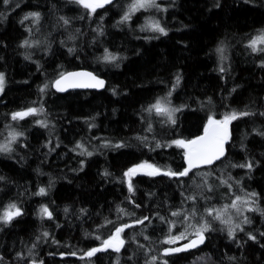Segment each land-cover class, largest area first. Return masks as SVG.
<instances>
[{"label":"trees","instance_id":"1","mask_svg":"<svg viewBox=\"0 0 264 264\" xmlns=\"http://www.w3.org/2000/svg\"><path fill=\"white\" fill-rule=\"evenodd\" d=\"M133 3L0 0V216L20 212L0 220V264H264V0ZM75 69L104 89L57 93ZM233 113L221 160L165 175L185 170L175 141ZM139 165L159 171L125 175ZM205 224L200 248L161 255ZM125 225L118 251L87 255Z\"/></svg>","mask_w":264,"mask_h":264},{"label":"snow or ice","instance_id":"2","mask_svg":"<svg viewBox=\"0 0 264 264\" xmlns=\"http://www.w3.org/2000/svg\"><path fill=\"white\" fill-rule=\"evenodd\" d=\"M8 2H9V0H4L5 4H7ZM77 2L83 4V6L85 8H91L93 11H95V9L97 7H101L103 5V3H107V2H109V0H92V2H90V0H77ZM150 6H155V0H134V3L130 7V10H136L138 8H145V7H150ZM32 15L38 16V14H36V13H34ZM124 19H128V16L126 15L124 17ZM65 23H67V21H65ZM154 30L159 31L161 33H164V29L160 28L158 24L155 26ZM164 34H166V33H164ZM258 42L264 44V34L256 37L255 39H253L251 41L249 46L252 47L253 51H257V48L255 47V45ZM27 43L28 42L25 41V44H27ZM260 50L264 51V49H260ZM218 51H222V49H218ZM114 59H115V57L111 56L110 54L105 56V60H114ZM69 76H87V77H90L92 80L96 81L95 85H85V84H80V83H72L70 86H73V87L96 86V85H102L103 84V81L96 80V78L94 76H92L91 73H70ZM66 79H67V77H62L60 80H57L55 82L56 87L59 91L64 90L62 83ZM177 83H179V80H177ZM2 87H3V75L0 74V89H2ZM152 109H155L157 114L167 115L169 120H172L173 123L175 122L172 119V114H173V112L178 111V109L169 110L167 107H165L162 104V102L160 100H158L154 105H152L151 108L148 109V111H152ZM36 111H37V109L30 108L27 110V112L15 113L13 115V119H17V118L23 119L26 115L33 114ZM40 111H42V109ZM244 115H246V113H244ZM235 118H236V115L234 113L231 115H226L222 120H219V121L214 120L212 117H209L208 124L210 126H212L211 143L210 144L202 143L203 141H205L207 139V137H200L197 140H192V141H188V142L175 141L174 143H176L178 146L188 149V151L185 153V156L188 160L189 168L185 169L183 172H180V173L167 172V173H165V175L184 176V175H187L189 169L194 167L196 164H198V163H210L213 159L219 158V156L223 154V142L226 139V126L230 120L235 119ZM205 132L208 133L209 129L206 128ZM13 139H15V135H13ZM78 147H79V145H78ZM7 150H9L7 148V146H0V151H7ZM87 154L91 155V153H87ZM137 167H139V168H143V167L152 168V165H139ZM158 171L159 170H154L153 172H151L149 174L154 175ZM135 172H136V168L129 169V171L127 173H125V175L128 176V175L135 173ZM129 191H132L131 183H129ZM40 193L43 194L44 189H41ZM232 207H236L235 203H233ZM9 209L10 210L16 209V206L15 205H9ZM42 212L48 214L49 216L51 215V213L48 212V209L46 207L42 208ZM19 214H20L19 209H16L14 212L13 211H5L3 216H0V220H4L5 222H8L12 219L13 216L19 215ZM173 215H178V213H173ZM209 215H211V210H209ZM215 218L221 219V213L218 212ZM145 219H147V217ZM138 222L143 223V221H138ZM221 222L222 223H230V219L229 220H222ZM124 227H127V225H125L123 227H117L115 235L110 237L108 240H105L103 242L104 245L108 246V247H112L113 241H118L119 244H123V241L119 239V234L124 230ZM237 227H238V225H237ZM207 228H208V225L205 224L202 226L201 229H198V232L206 231ZM229 235L230 236L232 235V229L231 228H229ZM167 242L171 243L172 241L169 240ZM192 243L195 244V241H193ZM99 250L100 249H92L89 253H87V255L91 256L94 252L99 251ZM117 250H119V248H117Z\"/></svg>","mask_w":264,"mask_h":264},{"label":"water","instance_id":"3","mask_svg":"<svg viewBox=\"0 0 264 264\" xmlns=\"http://www.w3.org/2000/svg\"><path fill=\"white\" fill-rule=\"evenodd\" d=\"M114 1L115 0H109V2L103 3L102 6H108L111 3H113ZM90 2H92V0H90ZM70 73H91L92 76H94L96 78V80L103 81V84L102 85H96V86H77V87H73V86H70L72 83H80V84H85V85H95L96 81L92 80L90 77H87V76H69ZM62 77H67V79L64 80L63 83H62V86L64 87V90L63 91H59L57 89V87H56L55 82L57 80H60ZM52 86H53V89L57 93H61V94L69 92V91H86V90L101 91L105 87V80L102 77L94 74L90 70H87V69H75V70L67 71L64 74L60 75L58 78L55 79V81L53 82ZM19 113H23V112H19ZM217 121H219V120H217ZM206 128L209 129L208 133L205 132ZM211 129H212V126H210L207 123L205 128H204V130H203V132L199 136H197V137H195V138H193V139H191L189 141L197 140L200 137H207V139L205 141H203L202 143L210 144L211 143ZM229 138H230V128H229V125L227 124V126H226V139L223 142V154L220 155L219 158L213 159L210 163H198L194 167L190 168L189 171L193 170V169H199V168H202V167L211 166L214 163H216L217 161L221 160L226 154V147H227V143L229 141ZM184 150H185V153L188 151L187 148H184ZM184 160H185V169H188L189 168V164H188V160H187L186 156H185ZM133 168H136V172L132 173L130 175L138 174V173L145 174V173L153 172V170H151V168H148V167L139 168V167L136 166V167H133ZM133 168H130V169H133ZM205 240H206V236L203 235V234L193 235L191 238L185 240L182 243H179V244L174 245V246H166V247L162 248L160 253L163 256H170V255H175V254H179V253L190 252L192 250L200 248L204 244ZM193 241H195V244L192 243ZM121 245L122 244H119L118 241H113V246L112 247L105 246L104 243H103V245H101L98 249H100V250L113 249L114 251H118L117 248L120 249Z\"/></svg>","mask_w":264,"mask_h":264},{"label":"rangeland","instance_id":"4","mask_svg":"<svg viewBox=\"0 0 264 264\" xmlns=\"http://www.w3.org/2000/svg\"><path fill=\"white\" fill-rule=\"evenodd\" d=\"M3 88H4V83H3V87L2 89H0V94L2 93L3 91ZM129 181L128 177H127V182ZM198 229L200 228H197L196 230H192L190 231V233H188V231H184L182 233H179V234H175V235H172V236H169L168 238L165 239V243L167 246H174V245H177L179 243H182L184 242L185 240L189 239L190 237H192L193 235H199V234H202V232H198ZM120 239V237H119ZM171 240L172 242L169 243L167 241Z\"/></svg>","mask_w":264,"mask_h":264},{"label":"bare ground","instance_id":"5","mask_svg":"<svg viewBox=\"0 0 264 264\" xmlns=\"http://www.w3.org/2000/svg\"><path fill=\"white\" fill-rule=\"evenodd\" d=\"M133 1V0H132ZM4 78V77H3ZM234 179V178H233ZM240 179H241V177H240ZM236 180V179H235ZM233 181V180H232ZM229 182V181H228ZM235 183V182H234ZM230 186V185H229Z\"/></svg>","mask_w":264,"mask_h":264}]
</instances>
